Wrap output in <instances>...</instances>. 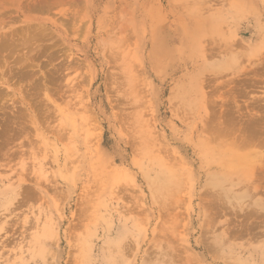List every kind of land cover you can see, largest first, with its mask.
Segmentation results:
<instances>
[{
	"label": "rangeland",
	"instance_id": "374dc122",
	"mask_svg": "<svg viewBox=\"0 0 264 264\" xmlns=\"http://www.w3.org/2000/svg\"><path fill=\"white\" fill-rule=\"evenodd\" d=\"M187 1L0 0V264H264V0Z\"/></svg>",
	"mask_w": 264,
	"mask_h": 264
},
{
	"label": "bare ground",
	"instance_id": "6f19581e",
	"mask_svg": "<svg viewBox=\"0 0 264 264\" xmlns=\"http://www.w3.org/2000/svg\"><path fill=\"white\" fill-rule=\"evenodd\" d=\"M190 1L192 2V0H190ZM190 1H189V2H190ZM201 1H202V0H201ZM218 1H219V0H218ZM222 1H223V0H222ZM231 1H232V0H231ZM237 1H239V0H236V3H237ZM173 2H175V1H173ZM181 2H182V1H180V4H181ZM187 2H188V1H187ZM187 2H185V3H187ZM189 2H188V3H189ZM196 2H197V1H196ZM196 2H195V3H196ZM199 2H200V1H199ZM207 2H210V0L207 1ZM212 2H213V1H212ZM227 2H228V1H227ZM232 2L235 4L234 0H233ZM232 2L229 1L228 4H229V5H230V4L232 5V4H233ZM171 3H172V1H171ZM175 3H176V2H175ZM217 3H219V2H217ZM225 3H226V2H225ZM182 4H183V3H182ZM204 4H206V3H204ZM210 4H211V3H209V5H210ZM228 4H227V5H228ZM238 4H239V3H238ZM244 4H245V3H244ZM251 4H252V3H251ZM174 5H175V4H174ZM187 5H188V4H187ZM187 5L185 4L186 7H187ZM192 5H193V4H192ZM195 5H196V4H195ZM195 5H193V6H195ZM206 5H207V4H206ZM227 5H226V6H227ZM239 5H241V3H240ZM239 5H238V6H239ZM242 5H243V4H242ZM172 6H173V4H172ZM196 6H197V5H196ZM232 6H236V7L230 8V6H229V7H227V8H228V9H233V10H235L236 8H238L237 5H232ZM199 7H201L200 4H199ZM202 7H204V6L202 5ZM207 7H208V5H207ZM211 7H212V4H211L210 8H211ZM223 7H224V6H223ZM205 8H206V6H205ZM221 8H222V7H221ZM234 8H235V9H234ZM244 8H245V7H244ZM186 9H187V8H186ZM195 9H196V8H195ZM228 9H227V10H228ZM251 9H252V8H251ZM256 9H257V8H256ZM197 10H198V9H196V12H197L198 14H200V13H201L202 15L206 14L205 9H203V11H204L205 13H204V12L202 13L200 10H198V11H197ZM206 10H209V8L206 9ZM216 10H217V9H216ZM216 10H215V11H216ZM225 10H226V8H225ZM225 10H224L223 12H225ZM233 10H230V12H231V11L233 12ZM244 10H245V9H244ZM246 10H248V9H247V6H246ZM254 10H255V9H254ZM193 11H194V9L191 10V12H193ZM199 11H200V12H199ZM209 11H210V10H209ZM209 11H208V12H209ZM218 11H219V9L215 12V16H216V14H217ZM220 11H221V9H220ZM220 11H219V12H220ZM235 11L237 12L238 9H236ZM235 11H234V12H235ZM256 11H258V10H256ZM196 12H195V13H196ZM234 12H233V13H234ZM238 12H239V11H238ZM249 12H250V11H249ZM197 13H196V14L192 13V14H193V16L196 15V17H197V15H198ZM212 13H214V12H212ZM212 13H211V14H210V13H207V14L212 15ZM225 13H226V12H225ZM227 13H228V12H227ZM240 13H241V12H240ZM223 14H224V13H222V14L219 13L218 15L220 16V15H223ZM234 14H236V13H234ZM234 14H233V15H234ZM237 14H238V13H237ZM237 14H236V16H237ZM251 14H252V13H251ZM227 15H229V14H227ZM240 15H241V14H240ZM243 15H244V14H243ZM249 15H250V14H249ZM252 15H253V14H252ZM252 15H251V16H252ZM179 16H180V15H179ZM198 16H200V15H198ZM234 16H235V15H234ZM244 16H245V15H244ZM216 17H217V16H216ZM158 18H159V17H158ZM238 18H239V16H238ZM241 18H244V17H241ZM247 18H248V17H247ZM215 23H216V22H215ZM185 27L187 28V26H185ZM213 29H214V28H213ZM207 31H208V30H207ZM219 31H220V29H219ZM209 32H210V31H209ZM212 32H214V30H213ZM210 33H211V32H210ZM220 33H221V32H220ZM210 36H212V35L210 34ZM215 36H216V35H215ZM196 37H200L199 34L196 35ZM196 39H197V38H196ZM198 39H199V38H198ZM235 44H236V43H235ZM237 44H239V42H238ZM205 47H206V45H205ZM256 115H257V114H256ZM254 120H255V119H254ZM229 160H231V159H229ZM228 162H229V161H228ZM228 162H227V163H228ZM158 182H159V181H158ZM163 182H164V181H163ZM168 183H169V181H168ZM168 183H167V184H168ZM159 184H160V183H159ZM156 185H157V184H156ZM161 185H164V183H163V184L161 183ZM158 186H159V185H158ZM165 189H166V188H165ZM160 190H161V192H162V189H160ZM156 191H157V190H156ZM169 191H170V190H169ZM169 191H168V192H169ZM171 191H172V189H171ZM164 193H166V191H165ZM169 195H170V194H169ZM172 196H173V195H172ZM166 206H167V205H166ZM167 207H169V206H167ZM172 220H173V219H172ZM172 222H173V221H172ZM167 224H168V223L166 222V225H167ZM171 225H173V223H172ZM174 226H175V225H174ZM175 227H176V226H175ZM175 227H174V228H175ZM164 228H165V229H163V232H164V233H167V231H164V230H168V229H167L168 227H164ZM172 229H173V228H172ZM170 230H171V229H170ZM168 231H169V230H168ZM171 231H172V230H171Z\"/></svg>",
	"mask_w": 264,
	"mask_h": 264
}]
</instances>
